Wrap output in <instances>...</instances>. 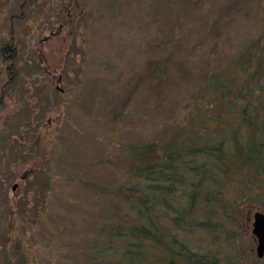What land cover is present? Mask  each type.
<instances>
[{"label":"rangeland","instance_id":"374dc122","mask_svg":"<svg viewBox=\"0 0 264 264\" xmlns=\"http://www.w3.org/2000/svg\"><path fill=\"white\" fill-rule=\"evenodd\" d=\"M83 1L62 24L69 0H0V46L16 48L0 96V264H15L19 250L26 264H79L98 229L123 225L112 191L128 176L131 145L184 121L197 81L264 22V0ZM42 37L47 62L61 61L54 78L36 52ZM163 58L156 86L145 66ZM36 146L45 159L14 179ZM252 212L241 213L246 243Z\"/></svg>","mask_w":264,"mask_h":264},{"label":"trees","instance_id":"16d2710c","mask_svg":"<svg viewBox=\"0 0 264 264\" xmlns=\"http://www.w3.org/2000/svg\"><path fill=\"white\" fill-rule=\"evenodd\" d=\"M76 1L66 4L62 24L75 14ZM44 39L36 52L54 78L61 61L47 62ZM11 40L0 46L1 97L15 78ZM165 64V58L146 62V77L158 78L156 86ZM188 108L181 123L131 145L128 176L112 191L125 203V223L113 231L98 229L102 236L85 242L90 255L79 264L103 259L109 264H264V253L255 254L253 235L244 241L248 232L241 223L245 210L264 213V22L223 67L197 81ZM43 152L37 146L23 152L14 179L36 169ZM19 252L15 264H26Z\"/></svg>","mask_w":264,"mask_h":264},{"label":"water","instance_id":"95a60500","mask_svg":"<svg viewBox=\"0 0 264 264\" xmlns=\"http://www.w3.org/2000/svg\"><path fill=\"white\" fill-rule=\"evenodd\" d=\"M16 186V183L12 186ZM250 232L255 240V254L261 257L264 253V213L259 210L252 212V220L250 223Z\"/></svg>","mask_w":264,"mask_h":264}]
</instances>
